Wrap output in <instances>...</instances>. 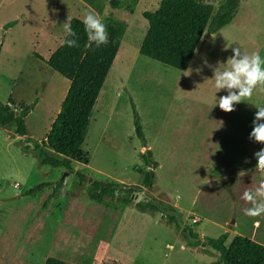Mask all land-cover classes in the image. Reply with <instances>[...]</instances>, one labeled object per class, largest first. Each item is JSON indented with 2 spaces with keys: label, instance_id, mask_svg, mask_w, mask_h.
I'll list each match as a JSON object with an SVG mask.
<instances>
[{
  "label": "rangeland",
  "instance_id": "rangeland-1",
  "mask_svg": "<svg viewBox=\"0 0 264 264\" xmlns=\"http://www.w3.org/2000/svg\"><path fill=\"white\" fill-rule=\"evenodd\" d=\"M109 1L0 0V101L20 111L38 99L26 119L29 136L37 140L47 137L69 81L35 54L47 60L63 43L67 17L82 20L93 11L102 21L113 15L127 24L83 144L88 165L75 162L73 174L40 165L0 128V264H44L50 257L70 264H214L216 251L187 246L161 213L138 210L140 196L185 211V223L203 240L228 233L227 244L240 235L264 245V214L246 216L252 204L242 198L264 179L253 156L264 144L249 139L254 105H264V91H254L231 112L213 106L226 94L216 92L213 67L233 47L264 56V0H240L234 20L202 37L184 71L140 54L149 27L143 14L158 9L161 0H140L133 11L112 9ZM204 1L215 15L225 0ZM8 22H15L14 30L2 41ZM133 104L147 147L136 135ZM147 149L158 163L149 193L144 188L130 203L115 196L100 204L80 186L77 171L143 187ZM44 182L52 185L25 194ZM58 182L59 193L47 201Z\"/></svg>",
  "mask_w": 264,
  "mask_h": 264
},
{
  "label": "trees",
  "instance_id": "trees-1",
  "mask_svg": "<svg viewBox=\"0 0 264 264\" xmlns=\"http://www.w3.org/2000/svg\"><path fill=\"white\" fill-rule=\"evenodd\" d=\"M139 1L110 0L109 4L112 9L126 8L133 11ZM239 8L240 0H225L214 15V6L204 0H161L158 9L143 14L149 27L141 44L140 54L184 71L189 67L202 37L205 34H216L228 26L237 16ZM103 22L108 33L107 44L98 48L95 45L91 48L86 47L87 37L81 19L72 18L71 27L78 37L77 47H68L62 43L48 60L35 54L53 71L70 81L60 112L44 140L30 137L26 123V118L34 110L38 99L20 111L0 101V128H10L13 133L8 135L11 138L21 137L22 139L15 141L14 144L21 147L23 154L33 155L40 165L63 168L68 174H73L75 162L89 164L90 156L83 149V144L89 131L96 101L127 30V24L117 20L113 15L106 17ZM14 25L15 22L7 23L3 29L4 33ZM132 107L136 135L142 146L147 147L140 116L134 104ZM22 141H25V145H22ZM142 156L148 164L143 187L93 179L77 171L79 184L87 187V195L97 203H108V199L115 196L130 203L134 192L146 188L149 193L155 186V170L158 163L153 159L150 149H147ZM51 185L50 182L40 183L25 194H35ZM61 186V182L56 184L54 193L47 201L59 193ZM48 203L45 202V206ZM136 206L141 211L161 213L162 217L167 218V224L173 225L180 232L187 246L197 248L205 245L216 251L219 256L214 264H264V245L254 240L238 235L227 244L228 233L218 238L205 237L203 240L193 227L185 223V211L153 196L147 199H141L140 196L137 198ZM44 264L70 263L50 257Z\"/></svg>",
  "mask_w": 264,
  "mask_h": 264
},
{
  "label": "clouds",
  "instance_id": "clouds-1",
  "mask_svg": "<svg viewBox=\"0 0 264 264\" xmlns=\"http://www.w3.org/2000/svg\"><path fill=\"white\" fill-rule=\"evenodd\" d=\"M71 19L67 17L63 22V30L66 34L63 43L68 47H77L78 37L71 27ZM81 23L87 37L86 47L91 48L95 45L98 48L108 43L106 26L99 14L87 11ZM213 77L216 92L223 90L226 93L219 98L216 97L213 106L218 105L225 112L234 111L235 105L252 97L254 91H264V56L258 52L249 55L240 47H233L232 55L213 67ZM254 106L256 111L249 139L264 144V105ZM253 156L256 160L255 169L264 170V147L256 151ZM242 198L252 204V207L244 210L246 216L254 217L264 214V179L260 180L253 190H245Z\"/></svg>",
  "mask_w": 264,
  "mask_h": 264
},
{
  "label": "crops",
  "instance_id": "crops-1",
  "mask_svg": "<svg viewBox=\"0 0 264 264\" xmlns=\"http://www.w3.org/2000/svg\"><path fill=\"white\" fill-rule=\"evenodd\" d=\"M17 17H19V15L17 16V14H16L14 18H15V20L17 21V24H18V23L20 24L21 21H19ZM15 20H14V21H15ZM22 21H23V20H22ZM8 23H9V22H8ZM4 26H5V25H4ZM4 26H3V29H4ZM13 30H14V27L10 28L8 31H6L5 33L2 34V41L5 40V39L7 38V36H10V33H12ZM43 32H44V31H43ZM1 49H2V45H1ZM51 55H52V54H51ZM51 55H50V56H51ZM49 58H50V57H49ZM49 58H48V59H49ZM44 59H45V58H44ZM48 59H47V60H48ZM45 60H46V59H45ZM61 76H62V75H61ZM65 79H66V78H65ZM68 81H69V80H68ZM69 86H70V81H69V83L67 84V87H68V88L66 87V88L64 89V93H63L62 98H61V100H60V104L58 105V109H57V111H56V113H55V116H54L55 119H56L58 113L60 112V109H61L62 103H63V101H64V99H65V96H66V94H67V92H68ZM1 102H2V101H1ZM4 104H8V103H4ZM10 105H11V104H10ZM39 105H40V102L38 101L37 104H36V106H35V108L38 107ZM35 108H34V109H35ZM33 111H34V110H33ZM33 111H32V112H33ZM32 112H31V113H32ZM31 113H30V114H31ZM30 114H29V115H30ZM29 115H28V116H29ZM28 116H27V117H28ZM26 119H27V118H26ZM53 122H54V121H53ZM1 129H3L4 133L7 135V137H8L10 140H13V142L11 141L12 144H14L15 141H19L20 139H22V138L19 137V136H14L13 138H11V137L8 135L9 133H11V134L13 133L12 130H11L10 128H1ZM28 133H29V132H28ZM39 140H40V139H39ZM40 141H41V140H40ZM20 196H23V195L21 194Z\"/></svg>",
  "mask_w": 264,
  "mask_h": 264
},
{
  "label": "water",
  "instance_id": "water-1",
  "mask_svg": "<svg viewBox=\"0 0 264 264\" xmlns=\"http://www.w3.org/2000/svg\"><path fill=\"white\" fill-rule=\"evenodd\" d=\"M140 198V197H139Z\"/></svg>",
  "mask_w": 264,
  "mask_h": 264
}]
</instances>
